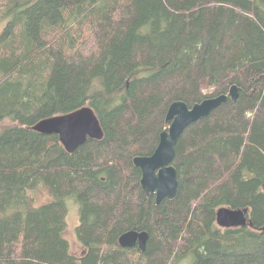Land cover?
Here are the masks:
<instances>
[{
	"label": "trees",
	"instance_id": "trees-1",
	"mask_svg": "<svg viewBox=\"0 0 264 264\" xmlns=\"http://www.w3.org/2000/svg\"><path fill=\"white\" fill-rule=\"evenodd\" d=\"M3 21L0 264H264V0H0ZM234 85L236 102L182 132L179 195L157 204L132 160L155 152L174 102ZM84 107L104 137L75 153L34 130ZM220 208L248 209L253 227L218 226ZM131 230L146 250L120 246Z\"/></svg>",
	"mask_w": 264,
	"mask_h": 264
},
{
	"label": "water",
	"instance_id": "water-1",
	"mask_svg": "<svg viewBox=\"0 0 264 264\" xmlns=\"http://www.w3.org/2000/svg\"><path fill=\"white\" fill-rule=\"evenodd\" d=\"M239 88L234 85L228 94L208 98L192 107L183 101L174 102L168 107L167 120L171 122L168 130L162 132L157 149L151 156H138L133 161L142 173L140 186L148 195H155L157 204L163 200H175L179 195L178 172L173 165L175 145L188 127L200 119L209 117L214 111L229 100L236 102ZM90 107H84L74 113L42 120L34 130L42 135H57L65 149L75 153L85 145L88 139L102 140L103 129ZM248 209L220 208L217 213V224L222 228H240L253 224L249 220ZM147 232L128 231L119 238L122 248L139 247L146 250L149 240Z\"/></svg>",
	"mask_w": 264,
	"mask_h": 264
},
{
	"label": "rangeland",
	"instance_id": "rangeland-1",
	"mask_svg": "<svg viewBox=\"0 0 264 264\" xmlns=\"http://www.w3.org/2000/svg\"><path fill=\"white\" fill-rule=\"evenodd\" d=\"M7 24V21L0 22V34L3 32L5 26ZM1 129H3V126H0V132ZM32 198L30 200L33 201L35 206L42 205L44 203L49 202L51 199V196L49 194V191L46 190L44 187L39 189L36 193L31 194ZM66 206L68 209V214L66 218V229L64 232V237L67 239L66 241L69 242L71 247V253L72 255L79 257L83 254L84 248L77 240L76 230L79 227V221H80V213H79V205L76 202L75 198H67L66 199ZM192 258H185L181 260L178 264H192Z\"/></svg>",
	"mask_w": 264,
	"mask_h": 264
}]
</instances>
